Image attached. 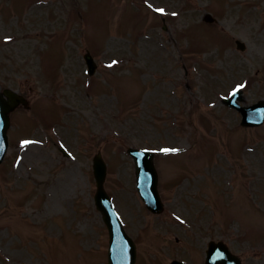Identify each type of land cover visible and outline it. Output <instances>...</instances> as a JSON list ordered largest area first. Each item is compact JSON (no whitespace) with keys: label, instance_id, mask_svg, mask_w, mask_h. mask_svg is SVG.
Returning a JSON list of instances; mask_svg holds the SVG:
<instances>
[{"label":"rangeland","instance_id":"rangeland-1","mask_svg":"<svg viewBox=\"0 0 264 264\" xmlns=\"http://www.w3.org/2000/svg\"><path fill=\"white\" fill-rule=\"evenodd\" d=\"M132 1L0 0V89L30 105L11 113L0 165V264H106L98 151L136 264H203L210 240L264 264V124L242 128L221 104L235 88L241 105L264 100V0ZM129 147L181 151L155 159L159 216Z\"/></svg>","mask_w":264,"mask_h":264},{"label":"water","instance_id":"water-1","mask_svg":"<svg viewBox=\"0 0 264 264\" xmlns=\"http://www.w3.org/2000/svg\"><path fill=\"white\" fill-rule=\"evenodd\" d=\"M207 22H212L210 16H207ZM86 63L91 72L94 71L95 65L92 58L87 53ZM5 96L7 99H5ZM234 98V97H233ZM19 104L26 107L27 102L21 96L13 93L10 90H5L0 93V162L2 160L3 154L7 147L6 142V130L9 126V113ZM261 107L254 106L247 108L245 110L243 124L247 126L260 125L264 119V103H259ZM243 111L242 109H239ZM133 155L136 163L137 174L139 177L140 191L142 197L147 203V206L152 210L157 212L159 208V200L156 191V172L153 167L151 158L152 154L143 151H128ZM93 170L94 177L96 180L97 194L95 197L96 204L98 207L102 208L105 217L104 221L108 224L111 234V243L109 250V264H131L130 251L128 247V240L125 235L121 232L117 224H115L113 218L109 216L105 209L108 204V200L105 198V193L103 190V181L105 178V165L100 155L94 157L93 160ZM110 219V221H107ZM209 255V251H208ZM210 258L207 262L210 264H239L236 257H232L228 253L225 255H219L216 251H210ZM172 264H179L174 262Z\"/></svg>","mask_w":264,"mask_h":264},{"label":"snow or ice","instance_id":"snow-or-ice-1","mask_svg":"<svg viewBox=\"0 0 264 264\" xmlns=\"http://www.w3.org/2000/svg\"><path fill=\"white\" fill-rule=\"evenodd\" d=\"M164 151H167V150H164Z\"/></svg>","mask_w":264,"mask_h":264}]
</instances>
